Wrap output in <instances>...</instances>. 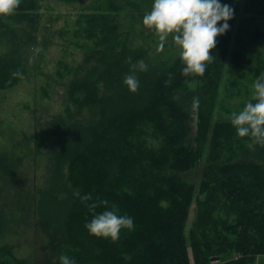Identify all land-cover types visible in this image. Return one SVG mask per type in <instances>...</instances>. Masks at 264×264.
Masks as SVG:
<instances>
[{
  "label": "trees",
  "instance_id": "1",
  "mask_svg": "<svg viewBox=\"0 0 264 264\" xmlns=\"http://www.w3.org/2000/svg\"><path fill=\"white\" fill-rule=\"evenodd\" d=\"M222 3L233 7L234 17L210 50L215 58L203 75L182 74L181 58L164 72L148 65L139 69L140 86L132 92L123 79L135 60L118 53L103 56L73 85V94L99 106L101 120L69 123L44 148L51 174L37 204L39 221L61 240L59 254L40 264H60L61 254L77 264H191L189 247L195 264H256L264 255V145L239 137L230 120L212 123L228 55L230 70L242 66L241 54H230L239 0ZM18 58L13 49L0 58V90L18 85L21 76L13 73L24 72ZM100 85L114 95L98 96ZM187 171H200L199 181H184L180 174ZM197 184L204 198L189 246L184 232ZM77 192L107 199L96 212L115 205L134 218V230L122 229L116 241L89 234L85 224L93 213ZM4 208L0 204V239L14 224ZM0 264L28 263L0 250Z\"/></svg>",
  "mask_w": 264,
  "mask_h": 264
},
{
  "label": "rangeland",
  "instance_id": "2",
  "mask_svg": "<svg viewBox=\"0 0 264 264\" xmlns=\"http://www.w3.org/2000/svg\"><path fill=\"white\" fill-rule=\"evenodd\" d=\"M152 5L153 0H22L12 13L0 15V58L13 49L24 68L16 87L0 90V204L14 218L10 232L0 239V250L13 260L40 264L59 254L61 238L39 221L37 209L51 174L44 148L69 123L91 126L101 120L99 106L85 95L73 94V85L97 68L103 56L123 53L134 59L131 70L137 78V61L164 72L180 58L171 35L158 50L157 33L143 24ZM235 15L230 54L240 53L242 66L230 70L228 55L213 125L231 121L232 113L243 109L257 76L264 73V0H239ZM194 80L188 83L190 89L196 87ZM98 90V96L114 95L103 85ZM180 95L185 96L184 89ZM205 164L202 157L199 165ZM180 175L197 183L200 171ZM200 198L204 196L197 184L184 232L189 246ZM188 254L195 264L190 247ZM259 259L264 264V256Z\"/></svg>",
  "mask_w": 264,
  "mask_h": 264
},
{
  "label": "clouds",
  "instance_id": "3",
  "mask_svg": "<svg viewBox=\"0 0 264 264\" xmlns=\"http://www.w3.org/2000/svg\"><path fill=\"white\" fill-rule=\"evenodd\" d=\"M22 0H0V15L12 13ZM234 17V9L222 0H153L152 8L143 17V24L154 29L158 35V50H162L171 35L172 41L180 48V58L184 63L182 74L203 75L208 63L215 58L210 53L217 44V37L230 29L229 20ZM222 22V23H220ZM131 58L129 57V60ZM147 71L148 65L137 61L133 67ZM14 76H21L19 71ZM130 91L139 89L140 81L129 73L124 79ZM255 102L248 101L239 112H233L231 123L236 128L239 137L250 136L264 145V73L257 76L253 93ZM198 104V98H193ZM80 196V193H76ZM87 208L93 213L85 228L89 234L97 237L110 238L116 241L122 229L134 230V218L120 215L119 209L112 205L102 212H96L100 205H109L107 199L94 200L91 193L80 196ZM60 264H77L75 257L61 254Z\"/></svg>",
  "mask_w": 264,
  "mask_h": 264
},
{
  "label": "crops",
  "instance_id": "4",
  "mask_svg": "<svg viewBox=\"0 0 264 264\" xmlns=\"http://www.w3.org/2000/svg\"><path fill=\"white\" fill-rule=\"evenodd\" d=\"M264 256V255H263ZM260 257H262V256H260ZM259 258V257H258ZM258 258H257V260H256V264H261L262 263V259H259L258 260Z\"/></svg>",
  "mask_w": 264,
  "mask_h": 264
},
{
  "label": "water",
  "instance_id": "5",
  "mask_svg": "<svg viewBox=\"0 0 264 264\" xmlns=\"http://www.w3.org/2000/svg\"><path fill=\"white\" fill-rule=\"evenodd\" d=\"M218 260V259H217Z\"/></svg>",
  "mask_w": 264,
  "mask_h": 264
}]
</instances>
